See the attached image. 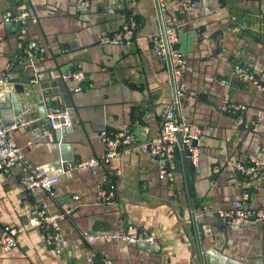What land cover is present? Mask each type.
I'll use <instances>...</instances> for the list:
<instances>
[{
	"label": "crops",
	"instance_id": "crops-1",
	"mask_svg": "<svg viewBox=\"0 0 264 264\" xmlns=\"http://www.w3.org/2000/svg\"><path fill=\"white\" fill-rule=\"evenodd\" d=\"M21 5L29 17L17 35L14 25L1 20ZM166 7L177 26L175 47L186 61L182 111L201 130L196 166L184 174L180 158L172 156L160 178L158 158L141 152L63 171L62 142L24 121L4 126L24 158L57 179L49 198L24 190L20 168L0 170V232L22 228L16 246L0 250V264H101L102 253L115 264H264V225H235L215 216L244 189L250 190L248 207L264 212V166L250 182L224 166L248 153L264 163V94L231 75L239 64L264 84V0H168ZM127 18L136 22L133 37L111 40ZM154 29L152 0H90L80 10L74 0H0V77L7 76L5 84L18 78L60 93L71 117L64 136L68 154L74 160L97 158L98 132L125 127L137 142L148 141L169 104L168 75L151 50ZM27 40L39 45L30 60L22 54ZM68 70L83 73L80 90L76 81L61 79ZM99 187L112 188L113 197L98 200ZM41 202L49 212L68 209L58 222L57 244L47 243L48 230L30 225ZM128 223L153 230L156 244L89 245L80 236L81 230L119 232Z\"/></svg>",
	"mask_w": 264,
	"mask_h": 264
},
{
	"label": "built area",
	"instance_id": "built-area-1",
	"mask_svg": "<svg viewBox=\"0 0 264 264\" xmlns=\"http://www.w3.org/2000/svg\"><path fill=\"white\" fill-rule=\"evenodd\" d=\"M77 9H83L90 0H74ZM155 18V29L150 34L151 50L156 60L164 67L168 75L170 87V100L167 108L159 117L158 126L152 138L145 142H137L132 132L128 128H120L114 132L100 131L95 138L100 142L102 154L95 158L89 157L77 160L73 168L77 171L100 166L109 162L122 154H138L141 152L150 154L158 158V176L162 178L166 175L167 160L172 158L173 147L177 138L180 139L182 149L188 154L190 164L196 166L201 146L200 127L188 121L182 111V98L185 93V81L183 72L185 68V58L175 47L177 41V26L172 22L166 4L168 0H152ZM16 16L10 11L3 14L2 23L14 20L23 22L29 17L25 6L17 8ZM136 29V22L133 18L125 19L118 30L113 32L111 40H129L133 37ZM39 52V45L34 40H27L22 46L23 57L30 60ZM231 75L241 81L251 82L254 87L264 94V84L261 83L254 74L247 68L234 64ZM62 80H74L78 84L75 90H80V81L83 73L80 70H68L61 74ZM7 80V76L2 74L0 83ZM32 81H36L33 79ZM225 85V80H220ZM227 93L223 95V101H227ZM237 110L243 109L242 105H229ZM47 124L51 129H67L71 126V117L68 112L63 111L47 116ZM225 169L231 172L238 171L247 181H253L259 177L263 170L264 163L254 153H248L243 161L230 158L224 164ZM16 167L23 170L20 182L25 191L44 192L49 198L54 194V184L56 175L44 169L34 168L29 161L24 158L20 148L8 136V128L0 124V170L5 171ZM113 197L112 188L105 189L99 187L96 198L101 201H108ZM250 190L244 189L238 197L230 200L229 208L217 211L218 215L230 224L258 223L264 225V212L258 213L248 207ZM68 213L66 206L61 205L56 212H49L45 202H41L36 209V217L30 221V225L40 229L48 230V244H57L59 240L58 222ZM22 228L3 227L0 232V250L8 251L16 246V234ZM81 238L89 245L95 243L122 242L126 244H136L147 242L150 245L156 244V235L153 230H148L140 226L128 223L119 232H89L80 231ZM101 264H115L107 254L102 253Z\"/></svg>",
	"mask_w": 264,
	"mask_h": 264
},
{
	"label": "water",
	"instance_id": "water-1",
	"mask_svg": "<svg viewBox=\"0 0 264 264\" xmlns=\"http://www.w3.org/2000/svg\"><path fill=\"white\" fill-rule=\"evenodd\" d=\"M16 9L12 8V15L16 16ZM7 27L15 26V30L20 34L22 27L21 21H8L5 22ZM124 40H119L117 43H124ZM25 83L19 82L18 78H13L10 83H0V121L1 125L9 126L16 124L20 121L27 123L28 128H38L40 131H47L50 138L55 141L62 142L58 145L59 159L63 171L69 170V165H73L77 160L73 159L71 154H68L67 149L69 148L65 142L64 136L68 129H51L48 124V118L46 111L50 114H56L65 110L69 113L68 108H63L60 93H54L48 91L47 86L43 83L33 85L29 80L24 81ZM32 84V85H31ZM70 106V104L68 105ZM73 113V112H72ZM188 154L182 149L180 139L177 138L176 145L173 147L172 156L180 158V167L185 174V168L190 166V159ZM178 167H175L177 169ZM166 169L168 166L166 164ZM236 176H241L238 171H233ZM54 174V173H53ZM219 222L222 220L218 213L215 214ZM143 248H148L147 242H139Z\"/></svg>",
	"mask_w": 264,
	"mask_h": 264
}]
</instances>
